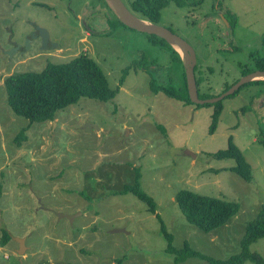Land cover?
I'll list each match as a JSON object with an SVG mask.
<instances>
[{"label": "rangeland", "instance_id": "374dc122", "mask_svg": "<svg viewBox=\"0 0 264 264\" xmlns=\"http://www.w3.org/2000/svg\"><path fill=\"white\" fill-rule=\"evenodd\" d=\"M186 2L165 6L156 25L187 42L196 65H212L209 82L198 90L215 98L238 77V64L260 51L264 0ZM110 10L103 0H0V240L3 230L9 236L0 245V264H209L197 257L175 262L161 224L174 248L186 243L199 255L226 259L239 251L247 224L264 206V85L221 100L209 134L211 106H186L149 89L153 78L184 99L182 62L172 60L166 46L151 44L147 34L108 23L114 19ZM226 12L234 23L221 16ZM37 28L46 33L50 50L41 49ZM227 46L238 51L226 53ZM17 48L23 51L6 55ZM81 53L118 89L111 101L82 98L45 124L12 112L6 77L40 72ZM141 58L146 69L129 70L120 84L123 69ZM229 142L251 170L248 183L228 170L233 160L213 158ZM136 169L158 217L133 195L114 194L133 183ZM180 190L235 202L239 210L204 233L185 221L175 202ZM16 238L26 247L21 256ZM249 250L264 258V239Z\"/></svg>", "mask_w": 264, "mask_h": 264}, {"label": "trees", "instance_id": "16d2710c", "mask_svg": "<svg viewBox=\"0 0 264 264\" xmlns=\"http://www.w3.org/2000/svg\"><path fill=\"white\" fill-rule=\"evenodd\" d=\"M122 1L132 14L153 24L158 22L161 10L169 3H174L178 6L187 3L186 0ZM107 8L109 7L107 6ZM221 16L230 23H234V17L231 13L226 12ZM108 23H111L113 26H123L115 16L114 19L112 18L108 20ZM146 37L151 44L166 46L171 52V59L181 62L179 54L166 44L165 41L152 35H146ZM216 51L220 52V50ZM223 51L228 53L238 51V49L227 46ZM247 60L248 62L245 64H238V77L226 82L225 87L222 88L223 90L221 89V93L227 91L241 77L257 70L264 71V34L260 40V51L255 50L250 52L247 56ZM211 67V64L204 66L197 64L194 68V78L198 97L200 99L209 98L206 95L199 93L198 86L202 82H209ZM138 69L143 71L146 69V60L144 58H141L137 62H133L130 66L123 69L122 76L119 80L120 84L123 83V77L129 70L136 71ZM201 76L204 77V80H202ZM262 84L264 85V81H254L244 84L238 89V91L227 98L236 96L243 88L248 86H260ZM3 86L7 97V104L12 112L16 116L28 120L29 123L40 124L53 122L58 111L78 103L82 98L98 102H108L111 101L118 92V89H112L109 87L108 81L99 65L82 53L66 63H48L40 72H27L10 75L6 77ZM149 89L153 94H162L167 98L176 100L179 103L181 102L186 106L187 104L195 108L211 106L213 108V113L211 115V125L208 132L209 134L214 133L218 118L222 111V103L220 101L202 106L192 104L187 93H185V98L182 99L181 95L177 94L172 88H165L157 85L153 78L149 80ZM184 92H187L186 88ZM22 135L23 133H21V137ZM262 143L264 144V140ZM213 158L216 160H233L235 165L228 168V170L235 173L247 183L251 181V170H248L249 167L245 163L242 154L231 142H229V146L225 150L218 151L214 154ZM139 178L140 174L138 169H136L134 172L133 183L123 185L121 189L114 192V194L133 195L147 207L150 214H154L158 217V214H156V204L154 200L141 189ZM175 202L185 221L204 233H209L222 227L234 217L239 210V205L235 202L199 195L188 190H180L177 192L175 195ZM159 220L160 219H158V221ZM160 233L167 241L166 251L170 254L177 255L175 262L184 261L188 257H197L209 264H243L245 262L264 264L263 257L258 253L249 250V246L252 243L256 242L258 239H264V206L259 212V215L247 224L245 234L239 243V251L226 259H215L209 256L199 255L186 243L178 249L174 248L172 246V235L167 231L163 224H161ZM7 242H9V236L7 232L3 230L0 245L4 246ZM116 264H121V262L117 261Z\"/></svg>", "mask_w": 264, "mask_h": 264}, {"label": "water", "instance_id": "95a60500", "mask_svg": "<svg viewBox=\"0 0 264 264\" xmlns=\"http://www.w3.org/2000/svg\"><path fill=\"white\" fill-rule=\"evenodd\" d=\"M104 1L107 4V6L111 9L113 14L116 16L117 20L123 26L139 33L156 36L159 39L165 41L166 44H168L173 50H175L179 54L184 68L187 95L192 104L200 105V106L205 104H214L223 100L225 97L227 98L233 95L244 84L254 81H264V71L257 70L241 77L234 85H232L227 91L220 94L218 97L200 100L197 95L195 78H194L196 56L191 46L183 39L172 33L170 30L157 26L156 24L146 22L136 17L128 9H126L122 0H104ZM37 31L40 32V37L42 38L41 49L43 51L50 50L51 48L49 46L46 33L43 30H39L38 28ZM13 51L16 50L12 49L11 52L6 53V55L11 56ZM185 155H188L191 158H195V156L189 152H185ZM58 217L68 219L70 223L74 219V216H61L60 214L58 215ZM123 232H124L123 230L111 231V233H123ZM14 241L17 242L19 246L16 252L19 256H21L23 252L26 250V247L24 246V240L16 238L14 239Z\"/></svg>", "mask_w": 264, "mask_h": 264}, {"label": "flooded vegetation", "instance_id": "af4514ba", "mask_svg": "<svg viewBox=\"0 0 264 264\" xmlns=\"http://www.w3.org/2000/svg\"><path fill=\"white\" fill-rule=\"evenodd\" d=\"M37 35L40 36V32H39V31H36L35 36H37ZM20 51H23L22 48H17V49H16V53H17V52H20Z\"/></svg>", "mask_w": 264, "mask_h": 264}, {"label": "bare ground", "instance_id": "6f19581e", "mask_svg": "<svg viewBox=\"0 0 264 264\" xmlns=\"http://www.w3.org/2000/svg\"><path fill=\"white\" fill-rule=\"evenodd\" d=\"M104 1V0H103ZM105 2V1H104ZM124 4V3H123ZM125 6V5H124ZM126 7V6H125ZM126 9H128L127 7H126ZM134 15V14H133ZM115 16V15H114ZM116 17V16H115ZM137 17V16H136ZM117 19V18H116ZM142 20V19H141ZM147 22V21H146ZM150 23V22H149ZM153 24V23H152ZM169 30V29H168ZM148 35V34H147ZM153 36V35H152ZM156 37V36H155ZM158 38V37H157ZM180 60H181V58H180ZM182 62V61H181ZM185 75V74H184ZM185 84H186V82H185ZM196 84V83H195ZM187 91V90H186ZM18 248H19V246H18ZM18 250V249H17Z\"/></svg>", "mask_w": 264, "mask_h": 264}]
</instances>
